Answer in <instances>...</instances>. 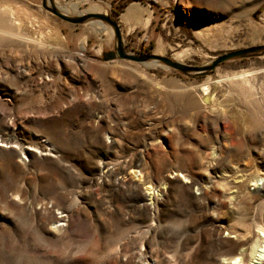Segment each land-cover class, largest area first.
Segmentation results:
<instances>
[{
  "label": "rangeland",
  "instance_id": "1",
  "mask_svg": "<svg viewBox=\"0 0 264 264\" xmlns=\"http://www.w3.org/2000/svg\"><path fill=\"white\" fill-rule=\"evenodd\" d=\"M45 1L69 17L99 6L127 55L201 67L264 45V0ZM115 46L107 22L70 24L42 0H0V264H221L239 254L250 264L264 233V187L248 181L241 203L226 194L238 176L264 177V52L195 74L104 60ZM222 135L234 145L213 161L227 175L218 188L198 156L210 157ZM41 141L45 155L20 154ZM130 160L142 169L125 172L137 187L101 191L98 166ZM173 168L190 172V191L169 178ZM148 184L160 195L152 202ZM215 223L224 227L218 242L207 233Z\"/></svg>",
  "mask_w": 264,
  "mask_h": 264
},
{
  "label": "bare ground",
  "instance_id": "2",
  "mask_svg": "<svg viewBox=\"0 0 264 264\" xmlns=\"http://www.w3.org/2000/svg\"><path fill=\"white\" fill-rule=\"evenodd\" d=\"M71 8H76V4L71 5ZM133 6L130 7L127 10V17H130L132 15L133 12ZM91 12V13H100L101 12V8L99 6H91L87 9L86 13ZM78 15H82V14H78ZM180 63V62H179ZM94 99H96V102H99L100 104H102V106L105 108V111L107 110V113L109 110H112L110 108V104L112 103L111 99H107L104 98L103 96H98L95 97ZM114 112L116 114H120L119 109H115ZM171 129H167L166 131H169ZM165 132L163 134H165ZM107 139V138H106ZM215 140L216 142V146L210 149V157H205V156H198V162L199 165H204V172H205V179L206 182L209 183L210 185L214 186V187H221V184L219 181L227 178L226 173H217L216 171H214V167L213 165V161H215V159L217 160L218 156H220L221 154H223L224 152L228 151L229 148L231 146L234 145V142H232L231 139H229V137L227 136H215ZM106 142V140H105ZM40 145V144H39ZM41 150H38L37 147H35L34 149L26 147L20 150V154L21 155H25L26 156H31L32 155V151L34 150V152L39 155H45V152L50 151V145H48L46 142H42L41 141ZM42 150L44 152H42ZM200 155V154H199ZM209 159H212V161H209ZM264 160V155L263 158ZM262 160V161H263ZM103 165V164H102ZM99 168V172H100V177H99V181L97 182V186L100 188L101 191L105 190L107 187L111 186L114 187V189L116 191H120V190H130V189H135L137 186H135L132 183H129L127 181V178L125 176V172L126 170L130 169V172H138L140 173V171L142 169H140L139 167L140 164L138 161L135 160H130V161H122L118 164L112 165V166H98ZM135 168V169H134ZM138 169V170H137ZM176 171V172H174ZM260 172V171H259ZM263 173L260 172V174L258 173L257 177L253 178V179H246L243 176H238L235 179V184H236V192L234 195H230V194H226V200L229 202L228 204H232V199L235 200L236 203H241L244 200H247L248 196L250 193L247 190V182L251 181L254 188L253 190L255 192L260 190V185L262 187H264V177H261L260 175H262ZM169 178L172 177H179L181 178V181L183 183H185L186 185L183 186V188L186 191H190L191 189V179H192V175L190 174V172L185 171L184 173H179V171H177L176 169H172L170 171L169 174ZM120 176V177H118ZM260 181L261 184H257L256 182ZM144 189L143 194H145L147 196V200H149L150 202L153 201V199H155L154 197L160 196L158 193L153 194V191H151L153 188L148 184ZM223 191V190H222ZM224 192V191H223ZM247 198V199H246ZM149 202V203H150ZM60 217H56L54 219L55 223L59 222ZM260 229V227H259ZM224 230V227L222 224L220 223H215L213 229H209L207 230V233L210 235V237L212 238V241L214 242H218L221 236V232ZM262 232V231H261ZM240 255V254H239ZM239 255H235L232 257H226L223 255V258L221 260V264H244V262L241 261V257ZM250 264H264V233L262 232L261 235L258 236L257 240L255 241V245L254 248L252 250V253L250 254Z\"/></svg>",
  "mask_w": 264,
  "mask_h": 264
},
{
  "label": "water",
  "instance_id": "3",
  "mask_svg": "<svg viewBox=\"0 0 264 264\" xmlns=\"http://www.w3.org/2000/svg\"><path fill=\"white\" fill-rule=\"evenodd\" d=\"M49 5L50 6H47L46 1L42 0V7L45 10L49 11L53 16L59 18L60 20L70 23V24H80L89 18H94L96 20L104 21L110 24L114 29V33L116 37V46H115L114 52H107L105 54L104 60L113 59L115 56L121 59H128V60L135 61V62H144L147 60H154V61L162 62L166 66L176 71L182 72V73L193 72L195 74H204V73L211 72L217 65L225 61H228L234 58L244 57V56L251 55L254 53H258V52H264V45L251 46V47H246V48H242L238 50H233V51H229V52H225V53L217 55L212 61H210L209 64L205 66H201V67L186 66L176 61H173L169 58L154 55L151 53L141 54L139 56L127 55L122 50L120 36L118 34L117 25L114 20H111L109 17L105 15L94 14V13H88L86 15L77 16V17H69L57 11L56 8L51 3H49Z\"/></svg>",
  "mask_w": 264,
  "mask_h": 264
}]
</instances>
